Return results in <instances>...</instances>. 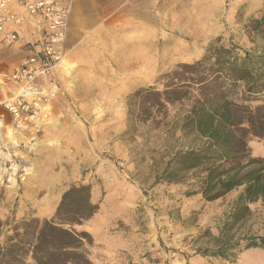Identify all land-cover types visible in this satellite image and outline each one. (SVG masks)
<instances>
[{
  "label": "rangeland",
  "instance_id": "rangeland-1",
  "mask_svg": "<svg viewBox=\"0 0 264 264\" xmlns=\"http://www.w3.org/2000/svg\"><path fill=\"white\" fill-rule=\"evenodd\" d=\"M262 14L264 0L154 1L146 34L115 32L63 57L54 97L35 117L0 126V243L23 219L51 218L68 186L84 183L98 209L75 227L92 237L91 264H264L258 247L199 254L224 238L264 235L263 199L221 233L241 187L206 200L188 192L192 179L165 177L176 151L204 142L182 129L198 93L179 65L211 45L254 48L246 26ZM8 83L16 87L0 86ZM171 89L188 92L167 100ZM246 142L264 158L261 138Z\"/></svg>",
  "mask_w": 264,
  "mask_h": 264
},
{
  "label": "trees",
  "instance_id": "trees-1",
  "mask_svg": "<svg viewBox=\"0 0 264 264\" xmlns=\"http://www.w3.org/2000/svg\"><path fill=\"white\" fill-rule=\"evenodd\" d=\"M246 27L249 40L256 42L254 48L234 43L211 45L197 61L179 65L183 74L191 76L186 80L194 83L198 93L182 129L204 142L176 151L165 168L168 182L192 179L188 192L201 193L206 200L241 187L221 233L247 215L249 202L264 200V158L254 156L246 142L248 135L264 142V46L256 41H264V14L251 18ZM187 92L171 89L166 91L167 100L181 99ZM97 209L88 184H70L51 218L30 217L11 228L0 243V264H27L28 260L91 264L88 247L92 237L75 226ZM255 247L264 249V235L224 238L215 247L199 249V254L224 256L230 250Z\"/></svg>",
  "mask_w": 264,
  "mask_h": 264
},
{
  "label": "built area",
  "instance_id": "built-area-1",
  "mask_svg": "<svg viewBox=\"0 0 264 264\" xmlns=\"http://www.w3.org/2000/svg\"><path fill=\"white\" fill-rule=\"evenodd\" d=\"M72 0H0V42L10 47L20 38L19 28L33 23L34 34L24 42V57L0 82L11 81L15 93L0 104L20 122L35 117L54 97V70L63 58Z\"/></svg>",
  "mask_w": 264,
  "mask_h": 264
},
{
  "label": "crops",
  "instance_id": "crops-1",
  "mask_svg": "<svg viewBox=\"0 0 264 264\" xmlns=\"http://www.w3.org/2000/svg\"><path fill=\"white\" fill-rule=\"evenodd\" d=\"M154 1L161 0H72L62 45L63 57H73L75 51L94 48L97 42L108 41V35L115 32H123L129 39L138 28L140 33L146 34L147 18L148 26L152 27ZM34 28L33 23L22 25L19 40L8 49L0 42V79L18 66L24 57V42L33 36ZM11 87L9 83L0 86V101L13 93L16 87ZM9 124H13L11 116L0 104V126L4 128Z\"/></svg>",
  "mask_w": 264,
  "mask_h": 264
}]
</instances>
